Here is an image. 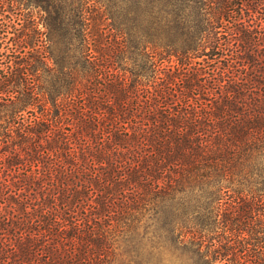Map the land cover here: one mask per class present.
<instances>
[{
    "label": "trees",
    "instance_id": "obj_1",
    "mask_svg": "<svg viewBox=\"0 0 264 264\" xmlns=\"http://www.w3.org/2000/svg\"><path fill=\"white\" fill-rule=\"evenodd\" d=\"M154 6L0 0V264H264V0Z\"/></svg>",
    "mask_w": 264,
    "mask_h": 264
},
{
    "label": "rangeland",
    "instance_id": "obj_2",
    "mask_svg": "<svg viewBox=\"0 0 264 264\" xmlns=\"http://www.w3.org/2000/svg\"><path fill=\"white\" fill-rule=\"evenodd\" d=\"M106 3L108 7V19L115 25L128 22L130 17H142L144 8L149 0H101ZM156 11V18L160 25L164 27L166 20L172 29V0H152ZM56 2V1H55ZM170 14L166 16L164 11ZM131 12V14H128ZM184 217V215H183ZM160 222L149 225L144 229L146 235H150L155 228L158 230L157 245L155 249H151V244L146 239L142 245L143 261L147 264H191L193 262L194 254L192 250L181 247L173 242V239L166 235L167 231L161 230Z\"/></svg>",
    "mask_w": 264,
    "mask_h": 264
}]
</instances>
